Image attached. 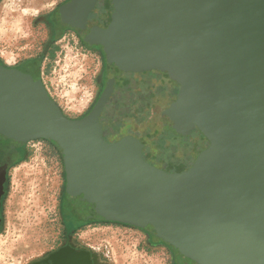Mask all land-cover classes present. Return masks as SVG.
Listing matches in <instances>:
<instances>
[{
    "label": "water",
    "instance_id": "water-1",
    "mask_svg": "<svg viewBox=\"0 0 264 264\" xmlns=\"http://www.w3.org/2000/svg\"><path fill=\"white\" fill-rule=\"evenodd\" d=\"M112 5L114 49L131 67L179 84V117L208 142L193 166L167 172L135 138L107 142V96L70 119L40 81L2 64L0 137L51 143L87 217L141 229L185 264H264V0ZM32 264L102 263L62 247Z\"/></svg>",
    "mask_w": 264,
    "mask_h": 264
},
{
    "label": "rangeland",
    "instance_id": "rangeland-1",
    "mask_svg": "<svg viewBox=\"0 0 264 264\" xmlns=\"http://www.w3.org/2000/svg\"><path fill=\"white\" fill-rule=\"evenodd\" d=\"M37 1L50 10L58 0H21L31 7L23 22L18 13L23 8L26 12L27 7H20V0L6 1L0 8V59L9 64L42 52L37 34L24 23L40 14L41 7L31 6ZM62 45L54 58L41 62L42 79L38 81L67 117L78 119L95 101L99 66L95 54L85 48H75L67 41ZM177 96L178 93H164L162 108L147 121L151 134L145 137L148 150L144 153L147 161L173 173L190 169L208 147L207 140L196 129L189 130L185 119L179 117ZM21 145L26 150L11 175L7 225L0 235V264L41 260L60 248L66 231L61 213L66 185L62 155L43 140ZM109 222L81 226L76 235L78 245L94 251L104 264L173 263L172 251L166 245L147 243L145 231Z\"/></svg>",
    "mask_w": 264,
    "mask_h": 264
},
{
    "label": "flooded vegetation",
    "instance_id": "flooded-vegetation-1",
    "mask_svg": "<svg viewBox=\"0 0 264 264\" xmlns=\"http://www.w3.org/2000/svg\"><path fill=\"white\" fill-rule=\"evenodd\" d=\"M6 1L9 0H0V8ZM112 2L113 0H58L54 7L48 10L43 2L37 1L35 6L41 7L38 11L40 14L36 19L24 23L30 30H34V34H37L35 38L41 45L42 52L29 57L25 55L14 64L0 59V64L27 74L38 81L42 79L41 62L54 58L59 48L64 47L62 45L64 42L67 41L75 48H85L92 52L99 66L95 77L97 95L91 108L78 119L88 116L107 96L100 115L104 139L109 143H115L124 137H133L143 144L144 154L148 150L145 137L151 134L146 127L147 121L152 120L162 108L163 94L179 93L180 87L176 81L159 71H144L131 67L120 51L114 49L107 36L114 13ZM23 6L27 7L26 12L24 8H21L22 12L18 13L22 16V22L28 15V10H31L30 5L21 2L20 7ZM37 27H39L38 31ZM0 47L3 46L0 45ZM25 150V145L22 146L19 142L0 137V235L7 225L6 203L10 193L12 171L18 165ZM63 193L61 213L66 231L60 248L70 247L76 252L91 251L94 253L78 245L77 231L86 223L97 224L107 221L82 214L67 184ZM147 243L153 246L164 245L151 235H147ZM91 260L93 261L92 256ZM98 261L104 264L100 257ZM172 264H181V262L174 256Z\"/></svg>",
    "mask_w": 264,
    "mask_h": 264
},
{
    "label": "bare ground",
    "instance_id": "bare-ground-1",
    "mask_svg": "<svg viewBox=\"0 0 264 264\" xmlns=\"http://www.w3.org/2000/svg\"><path fill=\"white\" fill-rule=\"evenodd\" d=\"M31 6H32V7H35V4H34V3H33V4H31Z\"/></svg>",
    "mask_w": 264,
    "mask_h": 264
},
{
    "label": "built area",
    "instance_id": "built-area-1",
    "mask_svg": "<svg viewBox=\"0 0 264 264\" xmlns=\"http://www.w3.org/2000/svg\"><path fill=\"white\" fill-rule=\"evenodd\" d=\"M31 142H34V141H31ZM31 142H29V144H30Z\"/></svg>",
    "mask_w": 264,
    "mask_h": 264
}]
</instances>
